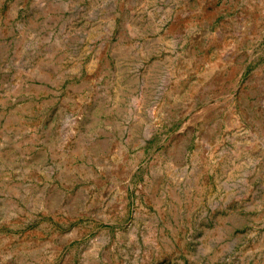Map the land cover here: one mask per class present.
<instances>
[{
	"label": "rangeland",
	"instance_id": "1",
	"mask_svg": "<svg viewBox=\"0 0 264 264\" xmlns=\"http://www.w3.org/2000/svg\"><path fill=\"white\" fill-rule=\"evenodd\" d=\"M0 264H264V0H0Z\"/></svg>",
	"mask_w": 264,
	"mask_h": 264
},
{
	"label": "water",
	"instance_id": "2",
	"mask_svg": "<svg viewBox=\"0 0 264 264\" xmlns=\"http://www.w3.org/2000/svg\"><path fill=\"white\" fill-rule=\"evenodd\" d=\"M5 106H7V104H4V106H3V107H5Z\"/></svg>",
	"mask_w": 264,
	"mask_h": 264
}]
</instances>
